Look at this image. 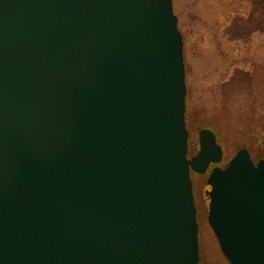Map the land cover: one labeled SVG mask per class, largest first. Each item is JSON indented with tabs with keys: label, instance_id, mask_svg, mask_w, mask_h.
<instances>
[{
	"label": "water",
	"instance_id": "water-1",
	"mask_svg": "<svg viewBox=\"0 0 264 264\" xmlns=\"http://www.w3.org/2000/svg\"><path fill=\"white\" fill-rule=\"evenodd\" d=\"M172 0H0V264H198ZM229 264H264V159L207 177Z\"/></svg>",
	"mask_w": 264,
	"mask_h": 264
},
{
	"label": "rangeland",
	"instance_id": "rangeland-1",
	"mask_svg": "<svg viewBox=\"0 0 264 264\" xmlns=\"http://www.w3.org/2000/svg\"><path fill=\"white\" fill-rule=\"evenodd\" d=\"M218 4V0H172L178 30L188 46L186 53L182 51L186 63L184 119L188 145H195L199 129L208 128L222 147L223 162L241 148L257 161L264 159V42H259L257 35L248 45L236 41L233 57L230 54L213 60L212 55H217L214 44L221 40L217 31L229 22L216 16ZM228 57L235 59V66L249 69L250 79L230 81ZM206 178L190 174L198 227V264H229L207 222Z\"/></svg>",
	"mask_w": 264,
	"mask_h": 264
},
{
	"label": "flooded vegetation",
	"instance_id": "flooded-vegetation-1",
	"mask_svg": "<svg viewBox=\"0 0 264 264\" xmlns=\"http://www.w3.org/2000/svg\"><path fill=\"white\" fill-rule=\"evenodd\" d=\"M226 2V5L224 4ZM218 5L216 7L217 17L226 18L227 24L223 26L221 31H217V33H221V40H216L214 44L215 51L217 55H212L213 60L224 59L225 56L232 57L234 56L235 46L234 44L237 42H242L243 45H248L251 42V39L254 35L259 36V42H264V0H218ZM182 35V34H181ZM182 43H183V53H186V49L188 48L186 44V37L182 35ZM226 48V50L223 48ZM212 52V54H214ZM244 59V58H243ZM234 58L231 60L228 57V64H231L230 71V81L238 78H248L250 79V71L247 68L239 67L234 65ZM247 62H251L247 59ZM186 68V63H184V69ZM199 131V130H198ZM217 140V139H216ZM199 148L198 144V133L197 140L195 145L187 146V156L188 158L196 155ZM230 159V158H229ZM229 159L223 162L224 157L222 153V160L220 163L210 165L207 168L206 174L204 176H208V173L215 167L223 168ZM197 174L193 170H190V174ZM199 175V174H197Z\"/></svg>",
	"mask_w": 264,
	"mask_h": 264
},
{
	"label": "bare ground",
	"instance_id": "bare-ground-1",
	"mask_svg": "<svg viewBox=\"0 0 264 264\" xmlns=\"http://www.w3.org/2000/svg\"><path fill=\"white\" fill-rule=\"evenodd\" d=\"M216 142H217V140H216ZM221 149H222V147H221ZM248 151V150H247ZM222 152H223V150H222ZM248 153H249V151H248ZM249 156H250V153H249ZM250 158H251V156H250Z\"/></svg>",
	"mask_w": 264,
	"mask_h": 264
}]
</instances>
